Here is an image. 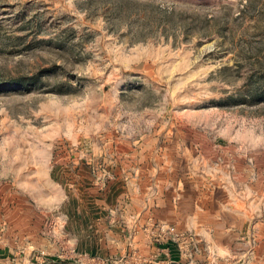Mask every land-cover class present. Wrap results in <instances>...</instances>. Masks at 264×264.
I'll return each mask as SVG.
<instances>
[{
  "label": "rangeland",
  "instance_id": "1",
  "mask_svg": "<svg viewBox=\"0 0 264 264\" xmlns=\"http://www.w3.org/2000/svg\"><path fill=\"white\" fill-rule=\"evenodd\" d=\"M147 171L256 173L264 206V0H0V190L32 213V235L0 223V264H162L173 245L207 264L123 204Z\"/></svg>",
  "mask_w": 264,
  "mask_h": 264
},
{
  "label": "crops",
  "instance_id": "2",
  "mask_svg": "<svg viewBox=\"0 0 264 264\" xmlns=\"http://www.w3.org/2000/svg\"><path fill=\"white\" fill-rule=\"evenodd\" d=\"M169 163L156 166L151 169L152 173L156 174V171L160 170L162 173L159 174H164L163 171L169 169ZM193 163V158H188L186 165L193 166ZM252 169L256 170V167L249 168L250 175ZM146 173L140 174L139 183H145L139 185L135 197L129 193V201L123 203L128 211L137 212L138 224L149 228L152 223H166L175 226L179 231L193 233L201 244L204 242L207 245V253H199L200 257H203L200 259H205L207 264H264V247L257 245L248 250V239L251 235L258 241L264 236V206L259 199L256 173L253 179L246 178L245 183L242 182V177L238 178L236 183H230L232 186L212 180L208 185L193 184L185 188H180L175 183L167 187L166 182L163 186H152L151 181L158 177L148 176L150 171ZM239 173L240 176L243 175L241 170ZM22 204H25L23 199H12L9 192L6 194L5 190H0V223L7 225V231L17 233L18 224L28 223V230L25 231L32 235L31 217L28 216L32 213L27 207L25 210ZM259 215L262 216L261 220L258 219ZM145 232L147 233V230ZM138 247L139 251H155L144 239L139 241ZM172 247L170 251L164 248L155 251L162 259V264L195 263L197 255H194L196 258L193 256L192 262L187 263L182 259L183 256L179 255L176 246Z\"/></svg>",
  "mask_w": 264,
  "mask_h": 264
},
{
  "label": "built area",
  "instance_id": "3",
  "mask_svg": "<svg viewBox=\"0 0 264 264\" xmlns=\"http://www.w3.org/2000/svg\"><path fill=\"white\" fill-rule=\"evenodd\" d=\"M163 233H168V234H173L174 233V229L173 228H169V229H166ZM174 237L176 239H184L183 238V234H178V233H175ZM185 240V239H184ZM184 240H181L180 242L186 246L188 248V241H184Z\"/></svg>",
  "mask_w": 264,
  "mask_h": 264
}]
</instances>
